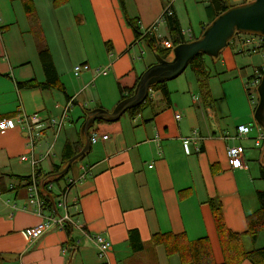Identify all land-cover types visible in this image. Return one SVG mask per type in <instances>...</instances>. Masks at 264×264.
Segmentation results:
<instances>
[{
  "label": "crops",
  "instance_id": "1",
  "mask_svg": "<svg viewBox=\"0 0 264 264\" xmlns=\"http://www.w3.org/2000/svg\"><path fill=\"white\" fill-rule=\"evenodd\" d=\"M34 1L41 3L34 15L39 25V42L34 23L22 4L0 0V123L13 120L18 112L40 114L43 118L65 116L57 140L54 129H47L35 149L39 157L54 144L53 155L36 170L43 178L61 163L65 144L77 142V131H81L85 115L96 109L113 112L121 101L119 84L132 86L130 78L136 79V75L155 64V60L142 61L146 44L137 41L127 17L139 20L145 34L157 24L169 3L65 0L56 7L52 0L51 4ZM243 1L229 0L232 6ZM175 3L173 12L177 16ZM62 9H66V16L60 12ZM205 15L204 26L208 23ZM161 29L170 38L165 22L158 33ZM241 37L247 45L234 41L231 44L235 67L243 74L252 69L253 76L247 84L254 85L260 80V70H264V56L259 55V49L249 53L252 39ZM72 41H79L82 49L76 58L68 48ZM39 44L51 52L64 91L47 85ZM84 64L90 69L77 76L75 68ZM98 70H107V74ZM33 80L40 86L18 87L19 82ZM166 88L169 97L161 89L151 90L147 104L140 110L126 113L114 125L106 122L93 127L90 135L104 136L108 131L110 140L93 144L85 158L72 167L73 176H68H86L70 193L71 202L78 200V209L72 210L78 228L71 229V238L67 231L57 228L37 240L29 238L28 231L44 221L30 203L28 182L20 179L33 175L28 158L32 150L21 127L0 130V264H182L179 256L169 257L163 246L152 243L154 235L166 233L185 234L190 241L208 239L214 262L223 264L209 200L221 202L231 232H246L248 217L260 208L257 193L264 192V140L256 145L263 129L255 120L256 108L250 102L245 116L235 115L233 110L226 115L213 94L214 101L208 104L192 85L190 98L185 97L184 91L173 94L171 86L166 84ZM246 92L241 91L245 103ZM70 102L73 103L67 109ZM240 125H252L253 131L238 138ZM157 137L161 140L160 150ZM234 146L245 148L244 168L233 169L228 163V148ZM55 188L53 184L50 189ZM54 214L48 208L44 212L45 216ZM132 231L143 245L137 252L130 245ZM96 236L111 243L105 259L99 257L93 242ZM259 237L255 247L263 248L258 244ZM244 243L247 249L252 248L249 240Z\"/></svg>",
  "mask_w": 264,
  "mask_h": 264
},
{
  "label": "trees",
  "instance_id": "2",
  "mask_svg": "<svg viewBox=\"0 0 264 264\" xmlns=\"http://www.w3.org/2000/svg\"><path fill=\"white\" fill-rule=\"evenodd\" d=\"M10 1L12 3L20 2L22 4L25 14L28 15L32 19V22L34 23L35 35L37 37L38 42L41 41L40 39L41 36L38 28L39 25L36 23V20L34 18V15L36 13L34 0H10ZM61 1L59 0L60 2L59 3L58 0H56L54 6L56 7L60 6L62 3ZM205 2L207 3L205 11L208 15V23L205 26L203 25L201 34H203L205 29L209 26V24H211L214 21V19H216L219 15L225 13L227 10L233 7L230 4L229 0H205ZM172 13L173 15L166 17L165 23L167 26L168 35L170 37L169 39L172 40L175 46H178L180 44L186 43V40L181 34L182 27L179 23L177 16L175 15L174 12ZM127 23L130 26V28H132V30L134 31L135 37L138 42L143 41L147 45L148 49L155 54V56L159 55L164 60H169L171 51L158 48L156 46L154 38L142 33L139 25V20H134L127 17ZM237 36H239V34L235 35L234 39ZM196 39L197 38L195 37V40ZM234 39L232 41H234ZM232 41L228 44V46L231 45ZM262 49L264 50V38H263ZM39 57L43 66L44 73L46 75L47 85L64 91L62 84L59 83L58 75L53 63V58L49 49H45L40 46ZM204 57H205L204 54L198 55L196 58H194L191 61L188 68L195 75L198 91L204 103L208 102V104H210L214 100L212 93L210 91V85L208 82L209 75L206 69V64L204 62ZM260 72H261L260 73L261 76L264 75V70H260ZM140 76L136 75V79L128 78L129 83L130 81L134 82L133 85L130 87L119 84L121 101L133 96L136 86L139 82ZM166 83L167 82L156 84L151 88V90L157 91L161 89L163 91V94L166 97H169V92L166 88ZM38 86H40V84L37 83L35 80L28 81L25 83L24 82L18 83V87L20 89L36 88ZM148 99L149 97L141 106L133 110H130L127 113H132L140 110L147 104ZM86 117L87 115H85V119ZM104 123L106 124V122L104 121H97L98 125ZM114 124L116 123H113V125ZM92 131L93 128L90 130L89 136H91L90 133H92ZM107 133L108 131L106 132L105 135H107ZM84 145L85 142L81 137L80 130H78L77 142L75 144L68 142L65 144L61 156L62 158L61 163L53 166L52 171L49 174L45 175L43 178L39 177L40 174L39 172L36 176L38 185L40 186V194L42 198L45 200L46 205L48 206L47 208L52 212H56L57 209H55L51 199L41 189L43 187L46 191L51 193L53 198L56 200L57 196L55 195L54 191L50 189L49 186L53 184L56 185L57 183H60L62 180H64L66 183V179L69 173L71 172L72 167L77 162H75L72 165L70 171L67 174H63L62 171L67 166L69 160H71L75 155H77L82 151ZM0 177H1L0 184H2L1 182L3 176L0 174ZM20 179L23 180L24 182L25 181L28 182L27 184L28 186L32 183V177L20 178ZM262 179L264 180V167H262ZM257 196L260 202V208L254 214L248 217L247 230L242 234H235L227 228L224 220L223 208L221 202L219 200H214V199L209 200V204L216 223L217 232L220 238L222 252L224 255L223 264H242L244 261H249L251 264H264V247L263 248L255 247L258 237L260 236V234L264 233V192H258ZM67 233L69 235V238H71L72 231L70 228L67 229ZM246 239L251 242L252 244L251 249L246 248V244L244 243ZM152 243L156 246L158 245L163 246L169 257L174 255L179 256L182 264H216L213 259V253L208 239L190 241L185 234L175 235L172 233H166V234L154 235L152 238ZM130 245L134 252L140 251L143 248V245L140 242L137 234L133 233V231L130 232ZM2 258L3 255L0 254V262Z\"/></svg>",
  "mask_w": 264,
  "mask_h": 264
},
{
  "label": "water",
  "instance_id": "3",
  "mask_svg": "<svg viewBox=\"0 0 264 264\" xmlns=\"http://www.w3.org/2000/svg\"><path fill=\"white\" fill-rule=\"evenodd\" d=\"M237 34L264 38V0H251L242 5L233 6L219 15L199 38L176 46L173 50L172 60H164L157 55V63L140 76L133 96L121 101L113 112L102 109L89 112L80 131L85 142L84 148L69 160L62 173L67 174L75 162L82 161L90 152L92 145L89 132L97 121L118 122L128 111L141 106L146 101L153 86L176 80L182 76L191 61L200 54L218 58ZM258 93L260 101L255 111V120L264 131V75L259 81ZM41 190L55 206L52 194L43 187Z\"/></svg>",
  "mask_w": 264,
  "mask_h": 264
},
{
  "label": "built area",
  "instance_id": "4",
  "mask_svg": "<svg viewBox=\"0 0 264 264\" xmlns=\"http://www.w3.org/2000/svg\"><path fill=\"white\" fill-rule=\"evenodd\" d=\"M172 7L173 5L169 3L164 8L163 15L160 18V20L157 22V24H155L145 32V35L151 36L152 38L155 39V43L158 48H161L163 50H170V51H173L176 46L169 38L163 39L161 35L158 33L157 29L163 22H165L167 16L173 15ZM181 34L185 40L186 38H188L190 42L195 40L194 32L192 30H185L184 28H182ZM253 41L257 42L255 39ZM238 43L241 44L240 46H245L247 45V40H240L238 41ZM251 44L253 45L254 43L251 42ZM262 44H263V38L261 40V44H258L257 47L253 46V48L249 49V53H253V54L256 53L258 49L262 48ZM89 69L90 67L87 64L79 65L75 68V74L78 76L83 71H88ZM98 73L106 75L107 70H103V71L98 70ZM259 81L260 80H257L253 84L258 86ZM249 90L250 88L247 87V91ZM71 103L73 102H70V104H68L67 109L69 108ZM176 118L179 120L180 115L177 114ZM64 125H65V116H62L59 119L43 118L40 114L28 115L25 112H18L13 120L6 119V120H2V122L0 123L1 131L12 129L15 126L21 127L22 130L25 132V136L32 150L31 156L28 157L30 159L31 166L33 168L32 183L28 186L30 193L29 200L31 205L36 208L37 213L40 216L44 217V221L42 223H40L34 228H31L28 231V236L32 241L39 239L43 233L53 228H57L60 231H67L68 228L72 230L78 228L76 218L72 214L73 208L78 209V200L75 199V202L77 203H73L74 201L71 202L70 193L75 185L86 179V176L82 175L79 179L69 178V177L66 179V183H65L66 186L61 188L58 195H56L57 198L55 200V206H54L55 209H57L56 215L54 214L51 216L44 215V212L47 210V205L45 200L42 198L40 194V186L38 185L36 179L37 176L36 170L38 166L53 155V145H52L47 148L45 153H43L38 157L35 154V149L37 147L38 142L43 138L44 132L50 128L54 129L55 131L54 137L56 140L59 133L62 131ZM252 131H253L252 125L250 126L240 125L237 128L238 138L247 137L248 135H250ZM109 140H110L109 134L100 136L98 133H93L90 136L91 145L96 144L99 141L107 142ZM262 140H264V131H262V133L259 134L256 145L259 146ZM155 141L160 150L161 149L160 138L157 137ZM244 154H245V148H243L242 146H234L228 148L227 158L230 167H232L233 169L244 168L245 167ZM24 159L27 160V157ZM50 188L52 189V185L50 186ZM1 194L2 193L0 192V195ZM61 210L64 211L62 215L60 213ZM93 242L97 247L99 257L101 259H105L108 255V252L111 249V243L106 241L100 236L93 237Z\"/></svg>",
  "mask_w": 264,
  "mask_h": 264
},
{
  "label": "rangeland",
  "instance_id": "5",
  "mask_svg": "<svg viewBox=\"0 0 264 264\" xmlns=\"http://www.w3.org/2000/svg\"><path fill=\"white\" fill-rule=\"evenodd\" d=\"M64 1L65 0H62L61 2H64ZM170 1L171 0H168L167 2L170 3ZM244 1H243L244 3H247L251 0H244ZM55 2L56 0H52V4ZM243 2H241V4H238V5L244 4ZM46 3L51 4L49 0H46V2L43 4H46ZM174 3H175V0H172L171 4L174 5ZM34 4H35V10H36V6L37 5L39 6V4L41 3L39 2L37 3V1H34ZM238 5H234V6H238ZM206 6H207V3L205 2V0L203 1L202 0H176L175 6H174L177 11L176 12L177 18L179 20L181 27H183L185 30H192L196 38H199L202 35L201 34L202 27L204 25V21L206 20V15H205L206 12H204L206 9ZM51 7L53 8L51 12H54L55 8L53 6ZM42 8L45 9V7H42ZM62 10L63 11H60V12L66 16L67 11H64L66 9H62ZM52 29L55 30L54 27H52ZM163 31L164 29L159 30V34L161 35L163 39H165L167 35ZM241 36H244L246 38H251L252 39L251 41L254 43L253 44L254 47H257L258 44H261L262 38H260L259 36L249 37L246 35L237 36L236 39H234V42L237 43L238 41H240L242 38ZM254 39L257 42L253 41ZM186 42H190V40L186 38ZM79 44H80L79 41L77 42L72 41L70 45L68 46L69 51L70 53L73 54L72 56L74 58L80 56L79 52H82V49L80 48ZM76 52L78 53L76 54ZM173 55H174L173 51H171L169 60H172ZM259 55L264 56V50L262 48L259 49ZM141 58H142V61L145 59H150V60H155V64L157 63L156 62L157 58L155 54L148 49L147 45L143 48V55L141 56ZM204 62L206 64V69L209 75L208 82L210 85V91L216 98L215 103L217 102V104L219 105H221L222 103V105L224 106L223 112L226 115H228L230 110H233L235 115H237V113H240L241 115L245 116L247 114V109L249 110V102L254 107V109L255 108L257 109L259 105V101H260L258 88H256L255 84L252 85L251 84L252 82L247 84L248 83L247 80L253 76V71L252 69H248L251 71H249L247 74H243L240 71L236 70L231 45L223 49L222 54L218 58H212L210 56L205 55ZM149 63L151 64L154 62H149ZM142 65L144 66L143 62H142ZM195 79L196 78H195L194 73L188 68L182 76H180L176 80L169 81L166 84L167 86H171V91L173 94L175 92L184 91V93H186L185 97L190 98L189 85L194 86L195 87L194 90H196L198 93ZM180 84L182 85V87H179ZM245 84H247V87L250 88V90L246 92V97H245L247 106L244 105L246 103L242 101V98H241V91L243 89L247 90V87H245ZM241 102L243 103V105L241 104ZM61 141H62V137L60 138L58 144H60ZM72 171L69 173L68 176H73L74 172ZM55 186L56 188L54 190V193L55 195H58V192L60 191V189L65 187L66 184H65V181L62 180L60 183H57ZM258 244L264 247V233L260 234Z\"/></svg>",
  "mask_w": 264,
  "mask_h": 264
}]
</instances>
